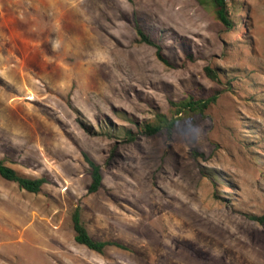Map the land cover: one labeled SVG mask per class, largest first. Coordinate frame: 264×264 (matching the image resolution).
I'll return each mask as SVG.
<instances>
[{
  "label": "rangeland",
  "instance_id": "374dc122",
  "mask_svg": "<svg viewBox=\"0 0 264 264\" xmlns=\"http://www.w3.org/2000/svg\"><path fill=\"white\" fill-rule=\"evenodd\" d=\"M228 2L233 28L211 0H0V159L47 180L0 175V264H264V0ZM77 206L124 247L78 243Z\"/></svg>",
  "mask_w": 264,
  "mask_h": 264
},
{
  "label": "trees",
  "instance_id": "16d2710c",
  "mask_svg": "<svg viewBox=\"0 0 264 264\" xmlns=\"http://www.w3.org/2000/svg\"><path fill=\"white\" fill-rule=\"evenodd\" d=\"M214 10L216 12L217 18L222 21L228 28H233L234 20L232 18V10L228 0H211ZM139 33L142 37V41L154 45L157 48L158 57L169 63V60L163 53V47L160 42L155 40L150 34H147L143 31L142 28H139ZM207 74L216 79L218 77L216 71L209 66L206 68ZM222 90L213 89L208 93H204L199 89H193L189 91L187 96L182 98L179 102L180 111L192 112L195 114H205L207 109L214 103L217 102ZM177 122L176 118L168 120L167 118L161 119L159 123L147 122L143 124V131L146 134H155L165 127L171 130L175 127ZM131 134V131H129ZM90 165L92 167V182L89 186V192H96L102 185V172L100 166L91 158L87 157ZM0 175L7 180L16 182L21 188L26 189L30 192H40L42 190L43 184L47 181L44 177H31L24 175L17 171L15 168L7 165L3 160L0 159ZM254 219L264 222V215L254 216ZM73 227L75 230V239L78 243L86 245L88 248L104 252L109 245H117L124 247L123 244L115 240H98L92 237L90 234L85 222L82 219L81 207L77 206L72 213Z\"/></svg>",
  "mask_w": 264,
  "mask_h": 264
}]
</instances>
